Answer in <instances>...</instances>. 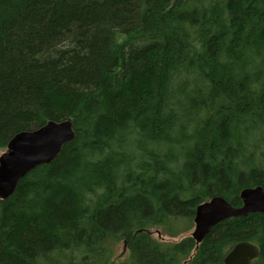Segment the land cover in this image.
Masks as SVG:
<instances>
[{"label": "trees", "instance_id": "16d2710c", "mask_svg": "<svg viewBox=\"0 0 264 264\" xmlns=\"http://www.w3.org/2000/svg\"><path fill=\"white\" fill-rule=\"evenodd\" d=\"M71 117L76 137L0 199V264H225L264 213L196 244L197 206L264 187V0H0V154Z\"/></svg>", "mask_w": 264, "mask_h": 264}, {"label": "water", "instance_id": "95a60500", "mask_svg": "<svg viewBox=\"0 0 264 264\" xmlns=\"http://www.w3.org/2000/svg\"><path fill=\"white\" fill-rule=\"evenodd\" d=\"M76 137L71 117L61 121L50 120L43 126L16 133L7 148L0 154V199L13 195L20 180L36 167L51 163L61 153L65 144ZM242 205L236 206L223 196H214L196 208L195 229L192 237L197 247L217 224L251 213H264V187L243 188ZM260 254L259 245L251 241H239L224 257L225 264H249Z\"/></svg>", "mask_w": 264, "mask_h": 264}, {"label": "rangeland", "instance_id": "374dc122", "mask_svg": "<svg viewBox=\"0 0 264 264\" xmlns=\"http://www.w3.org/2000/svg\"><path fill=\"white\" fill-rule=\"evenodd\" d=\"M264 136V135H263ZM3 152V151H2ZM1 152V153H2ZM195 229V223L193 222L192 227L183 233H180L179 235H170L168 232L165 231V229L162 226H155L149 228V232L151 233L152 237L158 241H165V242H177L181 239L191 235ZM117 254L114 258V264L121 263L129 254V251L126 247L125 242L121 241L116 246Z\"/></svg>", "mask_w": 264, "mask_h": 264}, {"label": "bare ground", "instance_id": "6f19581e", "mask_svg": "<svg viewBox=\"0 0 264 264\" xmlns=\"http://www.w3.org/2000/svg\"><path fill=\"white\" fill-rule=\"evenodd\" d=\"M67 118V117H66ZM57 121V120H56ZM10 141V140H9ZM9 143V142H8Z\"/></svg>", "mask_w": 264, "mask_h": 264}]
</instances>
